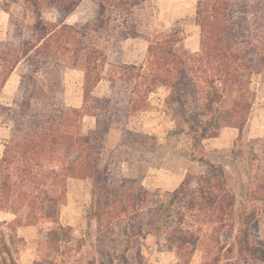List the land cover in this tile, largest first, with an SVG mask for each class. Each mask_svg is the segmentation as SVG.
I'll use <instances>...</instances> for the list:
<instances>
[{
    "label": "trees",
    "instance_id": "1",
    "mask_svg": "<svg viewBox=\"0 0 264 264\" xmlns=\"http://www.w3.org/2000/svg\"><path fill=\"white\" fill-rule=\"evenodd\" d=\"M84 1L7 0L12 9L1 6L9 18L0 39V93L17 68L20 83L12 103L0 104L10 127L0 157V212L14 214L18 226L41 225L58 250L72 241L71 227L59 221L67 181L91 177L99 232L114 233L127 250L132 238L155 228L160 249L188 260L203 239L216 243L221 231L234 228L236 197L225 168L207 161L199 175L188 172L171 192L149 190L142 179L162 164V147L156 135L126 126L127 120L148 109V94L158 85L169 88L168 102L190 101L193 117L200 107L210 112L225 91L237 90L215 123L226 120L240 136L253 103L247 85L254 75L264 85V0H197L195 52L177 48V29L152 36L137 27L135 9L147 0H91L92 13L67 22ZM140 36L148 42L144 63L104 70L103 41ZM79 61L84 79L77 108L63 100L62 67ZM101 80L108 89L94 94ZM85 115L95 122L83 132ZM114 125H122L120 140L104 158V139ZM258 194L264 200V176ZM235 243L239 254L264 260V247L250 242L248 226L238 228Z\"/></svg>",
    "mask_w": 264,
    "mask_h": 264
},
{
    "label": "rangeland",
    "instance_id": "2",
    "mask_svg": "<svg viewBox=\"0 0 264 264\" xmlns=\"http://www.w3.org/2000/svg\"><path fill=\"white\" fill-rule=\"evenodd\" d=\"M196 3L197 0H147L135 9V23L142 32L152 36L177 29V48L195 52L200 40L199 26L195 22ZM1 6L10 10L12 6L7 0H0V39H4L9 15ZM93 7L91 0H85L66 21H78L81 15L92 13ZM45 16L54 19L50 13ZM147 44L143 36L124 41H103L100 47L107 60L104 70L114 64L144 63ZM62 79L64 102L68 106L81 107L83 62L63 66ZM19 83L20 68H17L1 90L0 104L12 103ZM107 89L108 82L101 80L93 93L102 95ZM169 94L167 86L158 85L148 94V109L127 120L126 126L156 135L162 147V164L149 168L142 183L149 190L165 194L174 190L188 172L199 175L205 162H221L228 186L236 197L232 212L234 228L221 231L216 243L203 239L188 260L160 249L156 244L155 228H150L145 237L132 238L129 248L123 250L124 243L114 233L97 229L93 179L70 178L59 221L71 227L72 241L54 250L47 243L41 225L18 226L12 221L14 216L11 213L0 212V264H264V260L239 254L235 243L238 228L248 226L250 242L264 247V200L258 194V185L264 176V85L260 75L252 76L245 91L248 97L253 94V103L240 136L237 128L226 126V120L222 119L220 127L215 123L231 108L237 90L225 91L210 112L204 114L206 109L200 107L196 117L192 116L190 101L184 105L168 102ZM94 122L93 117L85 115L82 131L92 128ZM121 128L122 125H114L107 133L103 144L104 158L118 144ZM9 135V123L3 120L0 110V157Z\"/></svg>",
    "mask_w": 264,
    "mask_h": 264
},
{
    "label": "crops",
    "instance_id": "3",
    "mask_svg": "<svg viewBox=\"0 0 264 264\" xmlns=\"http://www.w3.org/2000/svg\"><path fill=\"white\" fill-rule=\"evenodd\" d=\"M14 72V71H13ZM13 216H14V214H12ZM15 217V216H14ZM14 219V218H13ZM13 219H12V221H13ZM2 221H5V220H2Z\"/></svg>",
    "mask_w": 264,
    "mask_h": 264
}]
</instances>
